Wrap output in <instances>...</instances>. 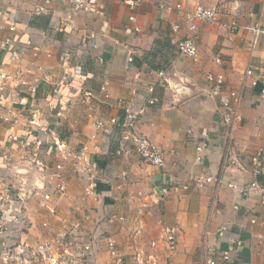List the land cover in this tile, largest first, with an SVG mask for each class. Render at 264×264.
<instances>
[{
  "label": "crops",
  "instance_id": "1",
  "mask_svg": "<svg viewBox=\"0 0 264 264\" xmlns=\"http://www.w3.org/2000/svg\"><path fill=\"white\" fill-rule=\"evenodd\" d=\"M129 1L92 0L89 14L72 15L67 0H0V40L11 39L22 51V59L15 62L0 50V73L20 70L25 78L36 81L40 108L52 116L53 124H59L56 129L72 151L87 147V157L97 167L96 185L100 184L99 192L85 197L84 180L71 162L66 163L65 172L73 176L66 197L59 202V216L42 229L43 217L31 206L35 224L24 226L20 238L33 245L52 237L67 225L62 220L79 217L80 209L93 213L88 229L95 237L94 253L88 264H110L106 238L115 241L117 252L125 257L123 264H131L136 255L144 264H162L166 251L160 234L172 225L178 227V242L168 264H206L209 256L219 259V250L233 251L228 242L232 237L243 243L232 254L235 264H264V206L257 195L249 199L237 195V189L252 179L251 156L264 149V103L258 101L249 80L243 79L249 65L264 72V35L254 38L246 31L248 26H264L263 0H152L135 11V23L128 19ZM159 1L181 4L186 10L195 5L217 7L216 23H198L195 58L170 51V24H183V20L177 12L160 8ZM232 19L239 25L234 32L228 24ZM12 24L16 30L10 33ZM135 26L139 32H134ZM91 34L94 38L83 43ZM189 35L184 28L178 36ZM35 46L40 48L37 58L32 56ZM215 57L221 58L220 66L214 63ZM209 72L224 75V91L241 93L239 118L227 131L217 120V100L205 81ZM44 74L54 83L63 76L71 80L69 89H60L59 100L49 95L51 85L43 82ZM104 80L107 98L99 91ZM14 86L11 81L0 86V105H6ZM80 87L91 89L95 99L80 103ZM149 96L158 100L155 105L145 103ZM122 105L142 108L137 131L162 151V166L143 163L129 147L125 154L114 155L118 131L112 136L96 132L93 122L121 119ZM5 135L0 125V139ZM203 145L201 165L196 148ZM201 174L214 180L199 189L192 179ZM257 180L264 185V159ZM163 184L189 185V189L162 198ZM110 214L123 220H101ZM223 225L228 230L221 234Z\"/></svg>",
  "mask_w": 264,
  "mask_h": 264
},
{
  "label": "built area",
  "instance_id": "2",
  "mask_svg": "<svg viewBox=\"0 0 264 264\" xmlns=\"http://www.w3.org/2000/svg\"><path fill=\"white\" fill-rule=\"evenodd\" d=\"M59 1V0H58ZM152 0H131L127 6L130 11L128 19L135 23V11L143 4ZM264 2V0H263ZM159 7L169 11L177 12L182 20L170 24L169 49L183 57L195 58L198 52L196 32L198 23L213 24L218 21V9L216 6L205 7L195 5L191 9H185L181 4L171 6L166 2L159 1ZM69 12L72 15L89 14L93 10L92 0H67ZM229 29L237 31L238 23L232 19L229 21ZM186 29L191 35L179 37V33ZM16 30L14 24L8 27V31L13 33ZM134 32H139L135 26ZM246 31L251 33L254 38L264 35V26L253 25L246 27ZM94 38L89 35L83 39ZM0 50L9 53L12 61L18 62L22 59V51L15 47L11 39L0 40ZM40 53L38 46L32 47V56L37 58ZM62 61L67 59L66 55L60 57ZM128 63L133 61L129 55ZM214 63L218 66L222 64L220 57L214 58ZM98 64L102 65L103 60L98 59ZM163 75L162 72H160ZM244 80H249V85L257 90L258 101L264 103V72L256 67L249 65L244 71ZM43 82L50 84L51 90L49 95L52 99L59 100L62 87L69 89L71 80L63 76L60 81L54 83L49 76L44 74ZM15 83V89L12 95L5 100L6 105H0V125H3L6 135L0 139V167L8 168L10 162L14 160V153L18 151V162L25 165L31 162L35 165L37 173H0V260L3 264H88L90 257L94 253L95 237L92 231L88 229V224L92 219L89 210L81 211L78 209L79 217L72 218L69 221L62 220L67 225L62 231L49 238H42L31 245L20 238L21 229L24 226L35 224L30 215L31 206L38 209L41 215L39 223L42 229L50 226V219L59 216V202L66 197L67 186L72 178V173H66V163L71 162L73 170L78 177L84 180V196L88 197L96 192V163L87 157V147L83 145L78 151H72L68 141L63 139L57 131L56 126L50 120L52 116H46L45 112L39 106L37 92L38 85L36 81H30L25 78L21 71L12 73H0V86L8 82ZM206 84L209 92L217 100L216 117L221 124L222 129L232 128L234 122L239 118L237 105L241 99V93L237 90L222 89L225 77L222 73L209 72L205 75ZM108 82L102 81L99 91L102 97H108ZM1 88V87H0ZM69 92V90H68ZM149 94L153 88L148 89ZM79 101L82 104L90 103L95 99V93L89 88L80 87L78 90ZM155 97L149 96L145 103L149 106L157 103ZM16 107V108H15ZM123 117H112L106 120H95L93 125L96 132L105 135H113L114 130L118 131L114 135L118 147L114 155L121 156L127 152L128 147L133 150L135 155L143 163L162 166L163 153L160 149L153 146L149 140L140 135L137 131V120L142 113L141 109H134L131 106L122 105ZM60 116L55 113V116ZM19 131L21 133H19ZM96 133L91 135V139H96ZM203 146L196 148L198 156L196 161L203 165L204 157L200 154ZM16 151H15V150ZM54 154L56 161L50 163L46 157ZM264 159V149L260 148L250 158L252 179L237 189V195L241 199H249L254 195L259 197L260 204L264 206V185L260 184L257 176L262 173V161ZM9 170V169H8ZM80 178V179H81ZM81 179V180H82ZM212 176L198 175L192 179V184L196 188H203L213 182ZM228 187L235 188L233 184ZM189 185L163 184L159 188V195L162 198L171 194L185 192ZM239 206L234 205V210ZM106 219L107 223L114 222L115 219L120 221L122 217L115 214L107 215L101 220ZM252 224L256 223L255 218H251ZM228 230L226 225L219 229V233ZM135 232L139 233L138 230ZM178 227L172 225L162 230L160 238L163 241L166 256L162 264H168L169 255L177 248ZM261 238V237H258ZM229 244L233 247L230 251L219 250V259L212 256L207 257L206 264H235L233 253L242 246V241L237 238H229ZM108 250L110 264H123L125 257L116 250L115 241L112 238L105 239ZM131 264H144L142 259L133 257ZM154 264V262H153Z\"/></svg>",
  "mask_w": 264,
  "mask_h": 264
},
{
  "label": "rangeland",
  "instance_id": "3",
  "mask_svg": "<svg viewBox=\"0 0 264 264\" xmlns=\"http://www.w3.org/2000/svg\"><path fill=\"white\" fill-rule=\"evenodd\" d=\"M18 156H19V153H18V151H16L14 153V160H12L10 162L9 167L8 168L0 167V173H6V171H8L9 173H37L35 165L33 163L27 162L25 165H21L17 160ZM46 159L50 163L57 160V158L54 157V154L48 155V157H46Z\"/></svg>",
  "mask_w": 264,
  "mask_h": 264
},
{
  "label": "trees",
  "instance_id": "4",
  "mask_svg": "<svg viewBox=\"0 0 264 264\" xmlns=\"http://www.w3.org/2000/svg\"><path fill=\"white\" fill-rule=\"evenodd\" d=\"M99 183H97V185H96V192H99L100 191V189H99Z\"/></svg>",
  "mask_w": 264,
  "mask_h": 264
}]
</instances>
